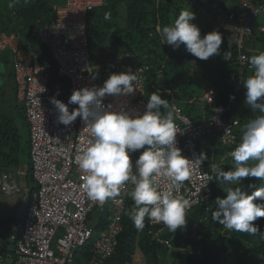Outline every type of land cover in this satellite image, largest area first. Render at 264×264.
Instances as JSON below:
<instances>
[{
  "label": "built area",
  "instance_id": "built-area-1",
  "mask_svg": "<svg viewBox=\"0 0 264 264\" xmlns=\"http://www.w3.org/2000/svg\"><path fill=\"white\" fill-rule=\"evenodd\" d=\"M104 5V0H65L63 4H54L52 10L55 18L52 23L32 33V37L48 49L58 77L67 82V98H61L59 88L50 86L46 70L49 65L41 64L40 51L26 50L20 44L18 35L0 32V56L7 53L10 57L17 98L24 109L29 136V170L24 172L15 167L0 171V195L19 194L18 177L21 175H27L37 186L26 209L22 230L14 231L9 236L14 245L3 247L0 244V264H73V252L92 237L89 216L96 209L108 205L110 214L107 217V228L92 247L93 253L104 260L113 254L117 246V236L122 230L120 224L127 204L132 203L134 207V201L129 195L133 187L130 183L120 190L118 196L103 203L87 196L81 188L82 177L86 173L79 168L77 157L86 150L92 138L90 126L85 125L79 117L69 126L59 124L57 110L50 103L54 97L68 105L71 112L78 108V105L68 104L74 90L103 86L111 74L131 67L138 77L135 93L127 97L107 96L103 103L112 104L114 108L126 105L127 110L137 109L141 113L145 110L152 68L139 61L140 54L123 52L98 60H93L90 54L88 13ZM248 7L243 4L242 7H236L237 14L230 12L228 16L218 17L214 28L223 32H228L231 27L234 30L231 37L237 49L234 62L237 78L228 94L229 99H235L245 91L243 81L254 72L245 58L260 53L251 47H244V43L251 42V21L260 11L264 12V0L251 14L247 11ZM258 31L264 33V26L258 27ZM160 87V92L169 93L166 87ZM207 93H211V99ZM215 96L216 92L209 89L204 93L203 100L211 105ZM234 99H231L230 105ZM174 109L170 107L181 132L177 134V147L182 150L183 156L193 159L191 174L178 189H173L171 181L166 177H156L155 183L161 191L173 190L190 199L193 204L189 212L195 207L209 204L213 199L211 181L208 179L210 173L204 169V163L195 160L200 154L197 144L203 134L204 124L220 133L222 144L230 145L236 141L239 120L225 119L228 107L224 105L213 107L210 117L197 122L185 115L176 103ZM134 154H131L133 163L136 160ZM198 223L193 227L197 228ZM148 224V234L154 237L166 229L163 223L149 221ZM153 227L158 228L153 231Z\"/></svg>",
  "mask_w": 264,
  "mask_h": 264
},
{
  "label": "trees",
  "instance_id": "trees-1",
  "mask_svg": "<svg viewBox=\"0 0 264 264\" xmlns=\"http://www.w3.org/2000/svg\"><path fill=\"white\" fill-rule=\"evenodd\" d=\"M64 2L65 0H36L31 5H25L17 18L13 20H8L7 18L6 23L0 21V32L7 34L14 33L20 37V44L26 50L40 51L41 64L49 65L46 70L49 74L50 86L59 88L61 98H67L66 90L68 84L65 80L58 77L56 66L51 60L48 49L41 46L38 40L32 37V33L39 30L45 24H51L55 18L52 6L54 4H63ZM104 2V6L88 13L87 36L89 46H92V44L96 46V43L102 45L107 51V56L123 52H136V54H140L139 61L146 63L152 68L151 81L147 86L148 97H150L153 92L157 91V81L162 82L170 92L171 88L167 87L172 82L169 81V73L177 72L187 67L197 70L203 69L201 67L202 60L188 53L184 45H181L177 50H173L172 46L161 44L160 36L155 31L156 25L159 24L161 28L170 26L178 18L182 9L192 7L191 10L196 16L193 23L199 24L197 21H200V11H202L206 16L208 28L213 31L218 17L228 16L230 12L237 14L235 12L236 7H242L243 4L249 6L247 11L251 14L253 9L258 8L263 3V0H104ZM215 6L216 9H214ZM219 9L221 12H218ZM105 13L111 14L110 19H105ZM254 20L251 21L253 29L251 42L259 44L261 50H263L264 33L258 31V27L261 25H253ZM200 30L201 37L203 38L208 32L203 28ZM233 31L232 27L228 32L219 30L223 42L218 58L227 68L225 75L222 73L211 79L209 78L210 76L204 74L205 78L209 81L210 89L216 92L214 103L207 105L202 98L201 113L192 116L186 108H195L196 100H193L186 90H182L184 105H178L182 112L190 117L193 122L210 117L212 115L211 109L218 105L228 107L224 115L225 119L237 118L239 120V132L237 133L236 141L230 145L222 144L220 133L216 129L204 124L203 134L197 144V149L199 153L204 152L207 154L208 159L204 161V169L211 176L215 175L211 171L212 165H216L224 171L230 170L228 166H221V161L215 158L228 155V153L234 150L240 142L244 125L252 120L245 119L243 115L238 113L235 107L238 96L245 94V91L241 92L234 99L232 105H230L232 100L228 98V94L232 91L237 78V70L234 65L237 58V49L231 37ZM248 44L251 45L250 42ZM252 49L258 50L254 47ZM226 52L231 53L230 58L225 57ZM211 58L209 59L211 60ZM201 72L205 73L204 70ZM231 72H233L232 77H230ZM163 96L164 94L161 93L162 99ZM182 98H178L176 100L177 103ZM257 102L264 103V98H261ZM161 111L162 113L167 112L164 109H161ZM19 112L22 119L25 120L23 106L19 108ZM256 115H264V113L256 110ZM19 145V132L13 119L1 116L0 171L10 170L19 165L21 156ZM208 149L210 150L209 153L207 152ZM140 151L134 154L135 159L140 155ZM28 154L29 150L27 151V158L29 160ZM31 181L35 186L29 193V201L37 189L35 182ZM241 183L248 194L254 191V189H248L249 183H255L257 187L260 186L257 178H243ZM218 184L215 179L211 181L213 191L212 201L207 205L195 207L194 210L187 212V221L183 227L178 228L173 233L165 226L167 230L156 237L148 234L150 227L147 217L145 218L144 229H136L129 215L133 206L132 203H128L122 216L120 224L122 230L117 236V246L113 254L104 260H100L93 253L92 247L96 239L107 228V217L110 214V206L107 205L96 209V213L94 212L95 216L93 214L89 216V220L92 223V237L85 245L73 252V264H131L136 250L141 253L147 264H221L222 262L224 264H261L253 262L252 259L264 262V259L258 258L259 256H264V241H260L259 238L247 233L225 229L218 222L213 221L212 213L217 208L215 200L218 196ZM230 186L236 187L237 185L227 184L225 197L226 189ZM25 214L26 210L22 215L20 223L15 227V231L20 232L22 230ZM200 220H203L201 223L203 224L204 231L193 229L192 225ZM253 223L259 225L260 230L264 232V218H258ZM157 228L153 227L152 230L154 231ZM194 231L198 239L193 241L190 236ZM6 232L8 233V242L4 240ZM11 233L5 229L4 234H1L0 244L3 247L14 245L9 239ZM237 234L241 236L240 239Z\"/></svg>",
  "mask_w": 264,
  "mask_h": 264
},
{
  "label": "clouds",
  "instance_id": "clouds-1",
  "mask_svg": "<svg viewBox=\"0 0 264 264\" xmlns=\"http://www.w3.org/2000/svg\"><path fill=\"white\" fill-rule=\"evenodd\" d=\"M110 15L105 13V19H110ZM195 19L191 9H182L170 26L161 28L158 24L155 31L161 44H168L173 50L184 45L188 53L206 61L219 55L222 35L213 30L202 38L200 28L193 23ZM230 56V52L225 53V57ZM245 59L254 69L253 74L243 81L245 103L251 110L264 113V103L257 102L264 98V52ZM137 81L136 72L128 67L123 72L111 74L103 86L74 90L68 104L78 105V108L71 112L68 105L54 97L50 103L57 110L59 124L69 126L79 117L90 126L92 138L86 150L77 157L79 168L86 173L81 188L87 196L103 203L118 196L120 190L130 183L133 187L129 195L134 207L129 215L136 229H144L147 217L149 221L163 223L174 233L186 224V214L193 202L176 191L159 190L155 178L166 177L172 188L178 189L191 174L193 159L183 156L177 147V134L181 132L175 123L174 111H161L170 107L174 109L175 101L170 103L162 99L160 90H157L150 95L142 113L137 109L127 110L126 105L114 108L112 104L103 103L107 96L133 95ZM207 94L211 99V93ZM137 151L140 155L133 163L131 154ZM228 155L233 160L232 168L224 171L212 165L211 171L215 175L208 176V179L237 186L228 187L225 198H216L217 208L212 219L225 229L247 233L264 241V232L253 223L264 218V115H258L244 125L240 142ZM207 159L204 152L195 158L200 164ZM243 178H257L260 186L249 183L248 189L254 191L248 194L243 190Z\"/></svg>",
  "mask_w": 264,
  "mask_h": 264
},
{
  "label": "rangeland",
  "instance_id": "rangeland-1",
  "mask_svg": "<svg viewBox=\"0 0 264 264\" xmlns=\"http://www.w3.org/2000/svg\"><path fill=\"white\" fill-rule=\"evenodd\" d=\"M35 1L36 0H0V21L6 23L7 18L8 20H13L17 18L18 14L21 12L22 8L25 5H31ZM9 4H12V7H9ZM191 8L192 7L184 8V9L190 10ZM200 13H201L200 15L201 18H200V21H197V23H199L197 24V26L200 29L201 28L205 29V31L208 33L212 32L208 28V22H207L205 14L202 13V11H200ZM253 25L255 26L264 25V12H261L258 14L257 18L254 20ZM248 43L249 42H245L244 47L250 46L251 48L254 47L260 51H264V48L263 50H261L259 44L257 43L253 44V42H250L251 45H249ZM89 51H90V54L93 60H98L101 57L107 56L106 49L98 43H96V46H93L92 44V46L89 47ZM218 57L219 55H213L211 60L210 59L206 61L202 60L201 67L203 68L202 70H204L205 73H202L201 72L202 70L193 69L192 67H187L186 69L169 73V81H172L167 86L171 88L170 95L169 93H163L164 94L163 99L175 101L177 105L183 106L184 98H182L183 97L182 90H186V92H188V94L192 96V99L196 100L195 108L188 107L186 109L189 110L192 116L200 114L203 95L207 90L211 88L209 81L205 78V75L210 76L209 78L212 79L213 77H216L222 73L225 75V73L227 72L226 66L222 64V62L219 60ZM232 74L233 72H231L230 77H232ZM156 83L158 84V86L156 87L157 90L161 89L160 86L165 87V85L160 81H157ZM178 98H182V100L181 101L178 100V103H177L176 100ZM235 107L238 113L240 115H243V117L247 120L255 119L257 116L256 111L251 110L250 106L246 105L245 94H240L238 96ZM1 108L5 110H1ZM19 108H20L19 104L17 103L15 105L12 98L10 97L5 98L4 96V98L0 99V115L11 117L19 131V141H20L19 150L21 152V156H20V163L18 166H16V169L27 172L29 169V160L27 158V149L29 145L28 124L26 120L22 121V118L18 110ZM169 110L170 108L165 111H169ZM15 115L17 116V119L15 118ZM209 151L210 150L208 149L207 152L209 153ZM220 157L221 156H218L215 159L221 161V166H228L231 169L232 167L230 166H233L232 158L229 155H222L221 159ZM18 185L21 190L19 194L0 195V229L7 228L8 230H10L12 226V222H13L12 220H15L17 218L21 220L22 213H24V211L27 209V206L29 203V193L31 192V190L34 188L35 185L28 178L27 175H21L18 177ZM226 185L227 184L225 183L218 184V196L217 197L225 198ZM95 213H93V216H95ZM5 222L8 223L9 227L6 225ZM196 230L204 231L203 224L200 223L198 227L196 228ZM195 231L190 236V238L193 241L195 239H198ZM237 235H238V238L240 239L241 236H239V234ZM5 236H6V242H8L7 232L5 233ZM258 258L264 259V256H259ZM252 261L255 263L264 264L263 261L260 262L257 259H252ZM131 264H147V263L145 259L143 258V256L141 255V253L138 250H136L135 254L133 255ZM221 264H224V263L222 262Z\"/></svg>",
  "mask_w": 264,
  "mask_h": 264
},
{
  "label": "crops",
  "instance_id": "crops-1",
  "mask_svg": "<svg viewBox=\"0 0 264 264\" xmlns=\"http://www.w3.org/2000/svg\"><path fill=\"white\" fill-rule=\"evenodd\" d=\"M4 96H5V98H7V97L12 98L15 105L18 103L20 107L22 106V103L17 98V88H16V84L13 80L11 60H10V57L7 53H4L0 56V99L4 98ZM1 110H5V109L1 108ZM1 116L2 115H0V117ZM15 118L17 119L16 115H15ZM23 120L24 119H22V121ZM19 144H20V141H19ZM28 150H29V148L27 149V151ZM22 215H23V213H22ZM12 221H13L12 226H11V229L9 230L10 232H14L16 230L15 227H17L18 223H20L21 220L17 218V219L12 220ZM5 223L8 226V223L7 222H5ZM5 229H7V228L0 229V231H1L0 236H1V234L2 235L4 234ZM4 240L6 241V236H5Z\"/></svg>",
  "mask_w": 264,
  "mask_h": 264
}]
</instances>
